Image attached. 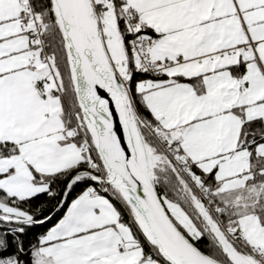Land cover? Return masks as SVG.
I'll return each mask as SVG.
<instances>
[{"label":"snow or ice","instance_id":"snow-or-ice-1","mask_svg":"<svg viewBox=\"0 0 264 264\" xmlns=\"http://www.w3.org/2000/svg\"><path fill=\"white\" fill-rule=\"evenodd\" d=\"M0 264H264V0H0Z\"/></svg>","mask_w":264,"mask_h":264},{"label":"trees","instance_id":"trees-1","mask_svg":"<svg viewBox=\"0 0 264 264\" xmlns=\"http://www.w3.org/2000/svg\"><path fill=\"white\" fill-rule=\"evenodd\" d=\"M33 232H38V231H43V229H40V228H36V229H33L32 230ZM31 237V233H30V235H29V238Z\"/></svg>","mask_w":264,"mask_h":264}]
</instances>
